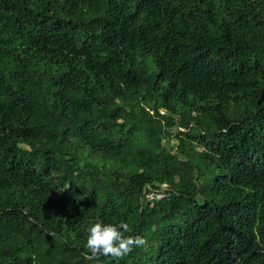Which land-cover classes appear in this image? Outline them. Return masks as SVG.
I'll use <instances>...</instances> for the list:
<instances>
[{"label": "trees", "instance_id": "obj_1", "mask_svg": "<svg viewBox=\"0 0 264 264\" xmlns=\"http://www.w3.org/2000/svg\"><path fill=\"white\" fill-rule=\"evenodd\" d=\"M0 264H264V0H0Z\"/></svg>", "mask_w": 264, "mask_h": 264}, {"label": "clouds", "instance_id": "obj_2", "mask_svg": "<svg viewBox=\"0 0 264 264\" xmlns=\"http://www.w3.org/2000/svg\"><path fill=\"white\" fill-rule=\"evenodd\" d=\"M128 231L129 226L124 222L118 225L96 223L90 226L87 230L86 256L93 259L111 258L119 262L136 248L147 244V240L140 235L126 236Z\"/></svg>", "mask_w": 264, "mask_h": 264}, {"label": "rangeland", "instance_id": "obj_3", "mask_svg": "<svg viewBox=\"0 0 264 264\" xmlns=\"http://www.w3.org/2000/svg\"><path fill=\"white\" fill-rule=\"evenodd\" d=\"M129 109H130L131 111H133V112H137V111H138L137 108H135V107H131V106H130ZM162 113H164V112H162ZM186 149H187L186 142H185L183 139L179 138V139L176 141V148H175V150H176V151H185ZM166 187H167V185H164V186H163V189H165ZM139 215H140L139 210H138V211H135V212H132V213L130 214V222H129V223H131L132 225H135V224L138 222Z\"/></svg>", "mask_w": 264, "mask_h": 264}, {"label": "built area", "instance_id": "obj_4", "mask_svg": "<svg viewBox=\"0 0 264 264\" xmlns=\"http://www.w3.org/2000/svg\"><path fill=\"white\" fill-rule=\"evenodd\" d=\"M166 196H167V193H165L164 191H157V190L151 192L148 195L150 200H154V199H158L159 200V199H162V198H164Z\"/></svg>", "mask_w": 264, "mask_h": 264}]
</instances>
